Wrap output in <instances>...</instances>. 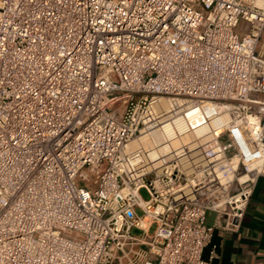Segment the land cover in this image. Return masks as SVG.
Listing matches in <instances>:
<instances>
[{
    "label": "built area",
    "instance_id": "obj_1",
    "mask_svg": "<svg viewBox=\"0 0 264 264\" xmlns=\"http://www.w3.org/2000/svg\"><path fill=\"white\" fill-rule=\"evenodd\" d=\"M260 175L264 0H0V264H219Z\"/></svg>",
    "mask_w": 264,
    "mask_h": 264
},
{
    "label": "crops",
    "instance_id": "obj_2",
    "mask_svg": "<svg viewBox=\"0 0 264 264\" xmlns=\"http://www.w3.org/2000/svg\"><path fill=\"white\" fill-rule=\"evenodd\" d=\"M224 217L210 211L206 222L215 226L213 243L217 245L219 264H264V175L255 183L245 216L236 230H226ZM209 248L205 250L207 256Z\"/></svg>",
    "mask_w": 264,
    "mask_h": 264
},
{
    "label": "bare ground",
    "instance_id": "obj_3",
    "mask_svg": "<svg viewBox=\"0 0 264 264\" xmlns=\"http://www.w3.org/2000/svg\"><path fill=\"white\" fill-rule=\"evenodd\" d=\"M168 108H170V106H168ZM153 131H156V132L153 133L154 142L157 143V144H161L163 139H162V135L158 132L160 130L156 129V130H153Z\"/></svg>",
    "mask_w": 264,
    "mask_h": 264
},
{
    "label": "rangeland",
    "instance_id": "obj_4",
    "mask_svg": "<svg viewBox=\"0 0 264 264\" xmlns=\"http://www.w3.org/2000/svg\"><path fill=\"white\" fill-rule=\"evenodd\" d=\"M141 194H142V196L145 198V199H148L149 198V194H148V192L146 191V190H141Z\"/></svg>",
    "mask_w": 264,
    "mask_h": 264
}]
</instances>
